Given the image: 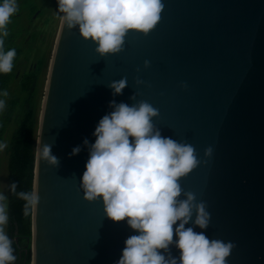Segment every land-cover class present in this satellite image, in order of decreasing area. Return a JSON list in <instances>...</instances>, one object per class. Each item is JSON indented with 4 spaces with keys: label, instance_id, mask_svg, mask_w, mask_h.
Returning <instances> with one entry per match:
<instances>
[{
    "label": "water",
    "instance_id": "1",
    "mask_svg": "<svg viewBox=\"0 0 264 264\" xmlns=\"http://www.w3.org/2000/svg\"><path fill=\"white\" fill-rule=\"evenodd\" d=\"M162 3L149 34L130 31L123 51L103 58L61 21L37 130L30 264L119 259L133 233L106 218L102 202L83 199L79 178L87 160L83 140L94 142L109 101L133 103L134 92L158 109L153 123L162 135L191 144L198 159L213 147L181 187L206 202V235L235 245L227 264H264V0ZM122 77L128 86L113 97L107 84ZM136 77L146 83L136 86ZM41 144L52 145L58 167L41 160ZM78 145L80 153L70 155Z\"/></svg>",
    "mask_w": 264,
    "mask_h": 264
},
{
    "label": "clouds",
    "instance_id": "2",
    "mask_svg": "<svg viewBox=\"0 0 264 264\" xmlns=\"http://www.w3.org/2000/svg\"><path fill=\"white\" fill-rule=\"evenodd\" d=\"M56 6L64 26L76 29L84 41L94 44L101 58L123 51L130 31L149 34L164 8L162 0H56ZM17 10V0H0V74L13 68L16 50L4 51L3 43L7 25ZM143 66L148 68L149 61L145 60ZM145 83L139 77L134 79L136 86ZM127 86L126 77L107 84L113 97L122 95ZM138 94L129 97L133 103L109 101L110 110L92 132L94 142L83 140L87 150L85 170L79 178L83 199L102 202L105 217L123 221L133 233L125 238L115 264H227L235 245L206 235L211 218L206 202L198 200L194 192L184 191L180 184L181 178L208 162L213 147L205 148L203 156L207 159H198L194 146L162 135L153 123L158 109L137 100ZM7 95L0 91V97ZM4 107L5 101L0 99V111ZM5 147L0 142V151ZM51 149L52 145L41 144V160L58 167ZM80 151L78 145L70 155ZM10 187L15 192V183ZM16 194L26 201V208L39 199L36 193ZM5 200L0 194V264H14L13 241L5 231ZM171 248L179 255H172Z\"/></svg>",
    "mask_w": 264,
    "mask_h": 264
},
{
    "label": "trees",
    "instance_id": "3",
    "mask_svg": "<svg viewBox=\"0 0 264 264\" xmlns=\"http://www.w3.org/2000/svg\"><path fill=\"white\" fill-rule=\"evenodd\" d=\"M10 41L11 38L6 36L3 47L7 49ZM17 54L18 51L16 50ZM42 63L43 59L40 60L36 68L18 78L12 71L0 74V91H6L10 94L8 89L12 83H16L19 87V93L14 97L10 96V101L0 111V142L3 141V135L11 121L16 105L23 103L24 109L20 122L12 136L8 162L9 221L7 234L13 241L12 247L16 256L14 264H30L32 259V206L26 208V201L20 199L16 193H33L35 147L38 130L36 93L38 91ZM0 99H5V97H0ZM13 183L16 185L15 192L11 191L10 187Z\"/></svg>",
    "mask_w": 264,
    "mask_h": 264
},
{
    "label": "rangeland",
    "instance_id": "4",
    "mask_svg": "<svg viewBox=\"0 0 264 264\" xmlns=\"http://www.w3.org/2000/svg\"><path fill=\"white\" fill-rule=\"evenodd\" d=\"M37 1H40V0H37ZM56 7L57 6H55V11H56ZM20 10H24V9L21 8ZM53 16H55V18ZM21 17L22 16H20V18H15L14 22L11 23L12 31L10 32L12 33L18 32L17 29L20 28L24 24L25 20L22 19ZM61 21L62 20L60 19V15L57 13V11L55 15L49 14L47 18L45 17L43 19V25L41 27H44L45 30L47 29V31H45V33H43L42 36L39 35L38 29H35V30L33 29V32L31 33L32 36L31 35L29 36L28 34H26V35H23V38H22L26 40V43H25L26 52L29 53L32 49L36 56L35 60L37 61L40 58H42L44 51L47 49V45H48L46 66L40 76L38 91L36 93V104H37V109H38V124H39L40 112L42 109V103H43V99L45 95V87H46V81L48 77L50 60L52 57V52H53L56 38L59 32ZM16 23H18L17 27H16ZM39 36L45 37V40H41V38H38ZM27 38L29 39L27 40ZM32 38L33 39L38 38V39L31 43V41L33 40ZM24 60L28 62V65L29 64L33 65V63L35 62L33 55H31L30 59L28 58V56H26ZM18 89L19 87L16 85V83L11 84L10 88L8 89V92L10 94H8L4 99L5 107L7 103L10 101V96L14 97L17 93H19ZM23 110H24L23 103H19L16 105L11 121L8 124L6 131L3 135L2 143L6 144V147L2 151H0V194H3L6 197V200L4 201V203L6 204L7 215H8V202H9L7 187H8V162H9V155H10V147H11L12 136L20 122L21 116L23 114ZM8 221H9V218H8ZM7 227H8V223L5 226L6 233H7Z\"/></svg>",
    "mask_w": 264,
    "mask_h": 264
},
{
    "label": "flooded vegetation",
    "instance_id": "5",
    "mask_svg": "<svg viewBox=\"0 0 264 264\" xmlns=\"http://www.w3.org/2000/svg\"><path fill=\"white\" fill-rule=\"evenodd\" d=\"M18 4V11L11 17L9 24L7 25V37L11 38L10 45L6 49V47H3L4 51H7L9 49H15L18 51V54L16 55L14 61H13V70L12 72L16 75V78L19 76H24L28 72H30L33 68H36L40 62L41 59H43L42 70L40 71V76L46 66V60H47V53H48V45L47 49L44 51V54L42 58H40L38 61L35 60L36 56L31 49V51L28 53L26 52V40L22 39L23 35L28 34L29 36L33 32V29L39 30V35L42 36L45 31L44 27H41L43 25V19L51 14L55 15V6H56V0H43V1H37V0H17ZM23 8L24 10H20ZM21 18L25 20L24 24L18 28V32L12 33V26L11 23L14 22L15 18ZM55 18V16H53ZM16 23V27H17ZM38 34V33H36ZM32 36V35H31ZM38 37L41 38V40H45V37ZM34 37V36H33ZM38 38H35L31 41H36ZM29 38H27L28 40ZM32 47V46H31ZM33 53V54H32ZM31 55H33V58L35 62L33 65H28V62L24 59L26 56L30 59ZM40 79V78H39Z\"/></svg>",
    "mask_w": 264,
    "mask_h": 264
}]
</instances>
